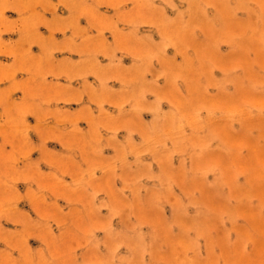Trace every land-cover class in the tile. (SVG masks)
<instances>
[{"label": "rangeland", "instance_id": "374dc122", "mask_svg": "<svg viewBox=\"0 0 264 264\" xmlns=\"http://www.w3.org/2000/svg\"><path fill=\"white\" fill-rule=\"evenodd\" d=\"M0 264H264V0H0Z\"/></svg>", "mask_w": 264, "mask_h": 264}]
</instances>
